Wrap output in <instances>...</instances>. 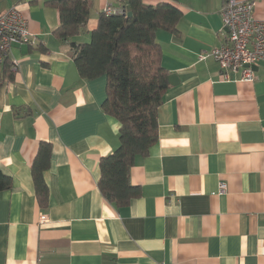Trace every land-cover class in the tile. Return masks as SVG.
Returning a JSON list of instances; mask_svg holds the SVG:
<instances>
[{
	"label": "crops",
	"instance_id": "1",
	"mask_svg": "<svg viewBox=\"0 0 264 264\" xmlns=\"http://www.w3.org/2000/svg\"><path fill=\"white\" fill-rule=\"evenodd\" d=\"M89 1L69 40L88 42L105 5L125 2ZM141 1L181 13L175 30L155 33L175 82L157 109V141L129 170L139 195L115 206L97 187L99 158L119 144L105 76L79 74L69 40L53 32L56 0H0V14L17 7L36 40L13 44L0 64V170L11 180L0 190V264H264V60L254 80L238 70L223 81L218 62L198 56L225 42L223 0ZM253 16L264 19V0ZM41 142L43 198L33 182Z\"/></svg>",
	"mask_w": 264,
	"mask_h": 264
},
{
	"label": "trees",
	"instance_id": "2",
	"mask_svg": "<svg viewBox=\"0 0 264 264\" xmlns=\"http://www.w3.org/2000/svg\"><path fill=\"white\" fill-rule=\"evenodd\" d=\"M128 5L130 15L101 12L90 40L78 43L69 39L85 26L90 1L56 0L60 22L53 31L60 40H69V52L82 77L106 78L102 106L119 122V144L99 158L97 187L115 206L125 205L139 195V187L129 180V170L135 156L146 155L157 141V109L168 88V72L160 64L155 33L160 28L175 30L181 16L169 3L148 5L141 0H128ZM49 152L50 144L41 142L38 153H45V159L40 169L33 168L39 198L45 197L42 170L48 166ZM10 184V177L0 170V190Z\"/></svg>",
	"mask_w": 264,
	"mask_h": 264
},
{
	"label": "built area",
	"instance_id": "3",
	"mask_svg": "<svg viewBox=\"0 0 264 264\" xmlns=\"http://www.w3.org/2000/svg\"><path fill=\"white\" fill-rule=\"evenodd\" d=\"M256 0H223L220 14L226 28L225 42L199 53L203 59L212 56L221 69V79H230L229 71H241L242 79H255L251 65L264 60V19L253 16ZM102 12L106 15L123 13V6L107 3ZM36 44L29 32L27 20L17 7H12L0 14V63L8 57L13 44ZM15 62V61H14ZM13 62V66L15 65ZM225 183H219L222 191ZM40 221L46 220L40 214Z\"/></svg>",
	"mask_w": 264,
	"mask_h": 264
},
{
	"label": "water",
	"instance_id": "4",
	"mask_svg": "<svg viewBox=\"0 0 264 264\" xmlns=\"http://www.w3.org/2000/svg\"><path fill=\"white\" fill-rule=\"evenodd\" d=\"M124 4H123V13L126 14V15H130L131 12H130V6L128 5V0H124ZM254 65H251V68H253ZM168 82L170 84H173L175 82V75L173 74H170L168 75Z\"/></svg>",
	"mask_w": 264,
	"mask_h": 264
}]
</instances>
